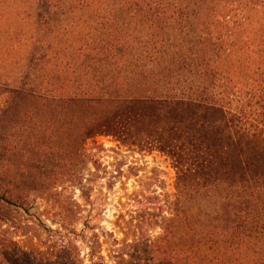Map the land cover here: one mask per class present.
<instances>
[{
	"label": "trees",
	"instance_id": "1",
	"mask_svg": "<svg viewBox=\"0 0 264 264\" xmlns=\"http://www.w3.org/2000/svg\"><path fill=\"white\" fill-rule=\"evenodd\" d=\"M34 8L39 36L0 82L9 109L57 108L82 140L110 133L165 153L193 203L162 216L158 236L113 238L111 263L96 237L88 263L71 241L48 252L0 239V264H264V0Z\"/></svg>",
	"mask_w": 264,
	"mask_h": 264
},
{
	"label": "rangeland",
	"instance_id": "2",
	"mask_svg": "<svg viewBox=\"0 0 264 264\" xmlns=\"http://www.w3.org/2000/svg\"><path fill=\"white\" fill-rule=\"evenodd\" d=\"M34 1L0 0V82L23 68L39 36ZM11 99L0 88V239L48 252L71 241L88 263V242L98 237L111 263L113 238L120 246L158 236L162 216L193 203L178 192L165 153L110 133L82 140L74 135L79 123L61 125L59 109L27 104L16 112Z\"/></svg>",
	"mask_w": 264,
	"mask_h": 264
}]
</instances>
